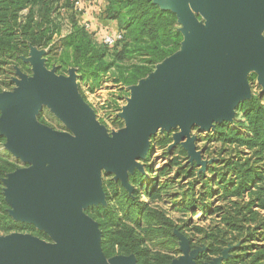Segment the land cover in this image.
<instances>
[{
	"label": "water",
	"instance_id": "1",
	"mask_svg": "<svg viewBox=\"0 0 264 264\" xmlns=\"http://www.w3.org/2000/svg\"><path fill=\"white\" fill-rule=\"evenodd\" d=\"M176 16L178 50L129 88L118 116L123 126L107 133L77 90V74L58 75L44 52L30 46L15 67L14 87L0 92V136L4 148L27 164L1 178L12 220L30 224L49 240L27 233L0 235V264H138L134 254L106 257L98 222L85 213L105 204L101 174L132 193L129 174L142 172L150 137L175 130L168 150L180 145L188 163L206 170L199 138L215 124L232 122L251 97L248 73L264 93V0H148ZM47 107L67 131L39 124ZM181 254L166 264H197L203 247L190 248L175 231ZM229 249L203 264H221Z\"/></svg>",
	"mask_w": 264,
	"mask_h": 264
},
{
	"label": "rangeland",
	"instance_id": "2",
	"mask_svg": "<svg viewBox=\"0 0 264 264\" xmlns=\"http://www.w3.org/2000/svg\"><path fill=\"white\" fill-rule=\"evenodd\" d=\"M84 1L90 0H80L82 3ZM64 10L61 8V15H58L56 21L60 24L59 32L52 35L47 45L33 47L44 52L45 66L54 69L56 74L66 76L68 69H75L79 95L93 109L97 120L107 133H110L123 126V120L118 114L130 95L129 88L139 80L134 83L126 81L125 78L129 79L130 73L125 67L131 69L133 64L144 65L150 73L159 62H152L143 55L133 53L124 62L118 61L106 72L100 73L95 81L82 76L74 66L63 67L59 59L60 38L70 28L68 18L70 11ZM21 13L24 14L25 10ZM75 16L79 21V15L76 13ZM97 18L98 21L91 28L90 22L83 24L86 28H90L88 30H94L99 38L100 35L119 32L116 22L108 20L104 13L102 14L101 8H98ZM29 50L28 45L21 54L0 55V92L12 90L14 87L15 67L31 75L30 64L22 60V57L28 56ZM248 81L251 89L250 99L258 98L260 105L264 107V93L260 94L261 87L256 82L255 72L248 73ZM250 99L244 100L236 108L232 122L215 124L209 131L198 132L197 127L193 128L192 134L199 138L196 143L197 148L202 150V159L208 161L206 170L199 171L200 167L195 164L190 165L186 151L180 145L168 150L174 129L157 133L150 137V147L146 157L139 160L144 170L142 172L135 170L129 174L132 193H128L119 181H114L113 174L102 172L105 204L88 207L85 213L101 223L100 230L112 238L119 234L118 228L120 230L123 227L132 228L135 235L144 240L142 247L149 257L164 256L171 260L177 258L181 254L179 240L175 235L177 231L188 238L191 249L205 248L199 254L201 258L198 264L219 256L225 248H230L229 256L221 264H264V249L261 248L264 246V209L257 207V201L253 204L249 203L257 194H264V184L261 182L256 184V187H260V192L254 187L251 192L245 191L243 196L231 197L229 201L222 200L224 185L231 190L233 182H237L234 174L238 170L232 168L234 163L246 164L245 167H254L259 169L256 170L259 172H262L264 166V155L251 156L244 146H237L229 139H223L227 130L235 129L239 134L249 133L245 128L247 118L244 108L245 102ZM36 119L39 124L54 130L67 131L64 124L47 107H43ZM4 142L5 138L0 136V159L12 162L15 169L26 166L27 164L14 158L4 148ZM1 187H3L2 182ZM152 190L157 197L151 198L147 195V192ZM211 191H213L212 195H210ZM248 204L249 208L246 206ZM5 206L7 212L8 205L5 203ZM219 208H222L224 213L229 210L231 212L241 210L240 216L235 215L241 221L236 222L238 227L233 229L232 225H227L223 214L218 211ZM249 210L251 213L248 212ZM248 217L252 218L249 223L245 222ZM12 232L27 233L46 240L42 236L44 233L30 224H26L20 230L15 227L9 231L0 230V235ZM217 249L220 251L217 252ZM111 252L112 256L119 255L116 248H112Z\"/></svg>",
	"mask_w": 264,
	"mask_h": 264
},
{
	"label": "trees",
	"instance_id": "3",
	"mask_svg": "<svg viewBox=\"0 0 264 264\" xmlns=\"http://www.w3.org/2000/svg\"><path fill=\"white\" fill-rule=\"evenodd\" d=\"M96 1L102 14L104 13L108 20L115 21L118 31L122 33V39L112 46L104 45L102 35L99 38L94 30H88L92 26L86 28L77 20L76 13L80 15L82 11L77 12L73 0H0V55L21 54L25 52L28 45L37 47L47 45L52 35L59 32L60 24L56 21L58 15H61V8L70 11L68 14L70 28L60 38V64L63 67H76L78 73L93 81L97 80L100 73L106 72L118 61L124 62L133 53L143 55L156 63L178 50L182 35L177 30L178 23L172 12L161 10L148 0ZM81 4L83 10L85 5L83 6L82 2ZM23 10H25L24 14L21 13ZM125 69L130 73L129 79L125 78V80L132 83L149 72L144 65L137 64H133L131 69L128 67ZM245 103V117L247 118L245 128L249 133L239 134L235 129L227 130L223 139H229L237 146H244L251 156H263L264 107L260 105L258 98H252ZM245 165L243 163L232 165V168L235 167L238 170L234 174L237 182H233L231 190L224 185L222 200L229 201L231 197L243 196L245 191L251 192L254 187L260 192V187H256V184L258 185V182L264 184V166L262 172H259L256 171L259 169L245 167ZM14 169L12 162L0 159V178ZM1 188L0 180V230L9 231L13 227L20 230L26 224L12 220L7 214ZM154 193L152 190V192H147V195L151 198L157 197ZM212 194L213 191L210 195ZM254 201H257L258 208L264 209V194H257L249 203L253 204ZM246 206L249 208V204ZM218 211L223 214L227 225H232L233 229L238 227L236 222L241 221L236 216L241 215V210L233 212L229 210L224 213V210L219 208ZM248 212L251 213V210ZM251 221L252 218L248 217L245 222ZM98 225L99 229H102V224L98 222ZM118 229L119 234L114 235V238L106 236L101 231V247L107 258L112 256L111 249L116 248L117 254H134L138 264H166L171 261V258L167 259L164 256L149 257L142 247L144 240L136 236L132 228ZM42 236L49 240L45 234ZM261 248L264 249V246ZM200 258L201 256L197 257V264Z\"/></svg>",
	"mask_w": 264,
	"mask_h": 264
},
{
	"label": "crops",
	"instance_id": "4",
	"mask_svg": "<svg viewBox=\"0 0 264 264\" xmlns=\"http://www.w3.org/2000/svg\"><path fill=\"white\" fill-rule=\"evenodd\" d=\"M96 3V0L83 2V5L85 6L83 8L82 13L79 15V22H81L82 24L84 22H90L91 26H95L96 22L98 21V6L96 5Z\"/></svg>",
	"mask_w": 264,
	"mask_h": 264
},
{
	"label": "built area",
	"instance_id": "5",
	"mask_svg": "<svg viewBox=\"0 0 264 264\" xmlns=\"http://www.w3.org/2000/svg\"><path fill=\"white\" fill-rule=\"evenodd\" d=\"M74 6L78 11L82 10V5L80 0H73ZM122 39V33L117 32L115 34H105L102 36V43L106 46H112L114 45L117 41Z\"/></svg>",
	"mask_w": 264,
	"mask_h": 264
}]
</instances>
